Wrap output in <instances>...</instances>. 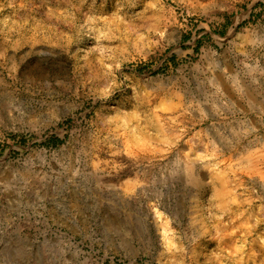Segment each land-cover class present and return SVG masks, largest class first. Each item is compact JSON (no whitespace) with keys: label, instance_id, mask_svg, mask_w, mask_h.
<instances>
[{"label":"rangeland","instance_id":"1","mask_svg":"<svg viewBox=\"0 0 264 264\" xmlns=\"http://www.w3.org/2000/svg\"><path fill=\"white\" fill-rule=\"evenodd\" d=\"M0 264H264V0H0Z\"/></svg>","mask_w":264,"mask_h":264}]
</instances>
